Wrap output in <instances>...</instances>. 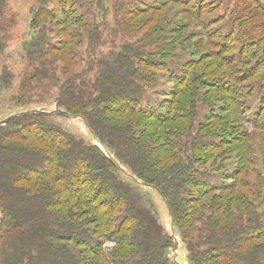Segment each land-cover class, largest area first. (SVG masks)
Wrapping results in <instances>:
<instances>
[{
  "label": "trees",
  "instance_id": "1",
  "mask_svg": "<svg viewBox=\"0 0 264 264\" xmlns=\"http://www.w3.org/2000/svg\"><path fill=\"white\" fill-rule=\"evenodd\" d=\"M36 1L34 26L44 23L43 32L54 21L63 37L56 44L44 33L32 40L28 52L32 58L41 55L36 59L40 66L22 84L23 94L13 98L11 114L37 109L29 107L39 95L37 85L51 81L59 88L55 109L82 116L124 171L96 142L63 132L55 119L75 118L58 116L55 109L17 115L1 125L0 264H179L170 256L175 242L160 223L146 186L133 177L164 198L180 228L188 264H264V193L255 188L260 181L255 169L244 161L242 178L224 176L228 182L219 183L199 169L214 146L184 140L192 122L183 104L174 108L180 115L171 114L170 104L167 113L143 109L141 93L150 85L145 73L155 67L139 61L136 53L135 58L118 54L101 61L93 78L90 65L84 77L58 78L53 71L58 61H64L63 76L80 65L75 49L82 44L80 31L93 38L98 26L88 13H69L68 0ZM56 1L63 3L59 20L51 9ZM5 12L0 0V18ZM11 83L7 72L0 76L1 87ZM108 241L114 245L106 248Z\"/></svg>",
  "mask_w": 264,
  "mask_h": 264
},
{
  "label": "rangeland",
  "instance_id": "2",
  "mask_svg": "<svg viewBox=\"0 0 264 264\" xmlns=\"http://www.w3.org/2000/svg\"><path fill=\"white\" fill-rule=\"evenodd\" d=\"M4 2L0 76L7 72L12 83L0 86V120L16 109L13 98L23 94L22 84L40 66L36 59L41 55L32 58L28 52L32 40L44 33L56 44L63 37L59 34L61 25L54 21L43 32L44 23L34 26L36 0ZM62 5L56 1L51 6L55 20L63 17ZM66 9L72 15L88 13L86 17L96 23L98 30L93 38L80 31L82 44L75 48L81 54L80 65H74L70 74L63 76L64 61H58L53 68L58 78L74 81L76 76L84 77L88 65L95 68L89 74L93 78L101 61L118 54L135 58L136 53L139 61L155 67L144 72L150 85L141 93L143 109L153 107L161 114L167 113L171 105V114L180 115L182 112L174 109L180 108L177 102L186 106L192 128L186 130L184 140L214 146L202 158L209 162L198 168L207 171L215 182H228L224 176L243 177L241 167L248 161L246 166L254 168L260 179L255 188L264 193V0H68ZM50 60L48 57V63ZM32 63L34 67L30 68ZM178 80L182 85H177ZM46 84L48 87L37 85L39 95H34L29 107L55 109L54 97L59 88L51 81ZM126 105L141 106L133 102ZM55 122L63 132L97 143L82 118ZM232 145L240 148L233 150ZM144 188L160 223L179 241L178 250L173 251L174 243L170 256L179 264H188L180 228L174 226L164 198L157 190ZM113 245L108 241L105 246Z\"/></svg>",
  "mask_w": 264,
  "mask_h": 264
},
{
  "label": "water",
  "instance_id": "3",
  "mask_svg": "<svg viewBox=\"0 0 264 264\" xmlns=\"http://www.w3.org/2000/svg\"><path fill=\"white\" fill-rule=\"evenodd\" d=\"M42 112H45V111L44 110H40V109H30V110L21 111V112H19L17 114H13V115H11L9 117H6V118L0 120V126L5 124V123H7V122H9L13 118H15L17 115H30V114L42 113ZM54 114H56L58 116L65 117V118H83L82 116L75 115V114L66 112V111L61 110V109H55L54 110ZM98 143H99L102 151L104 152V154L115 165V167L118 168L121 171H124V168L118 163V161L114 158V156L105 148V146L102 143H100V142H98ZM133 180L135 182H137L138 184H140V185H143V186H146V187H151L150 185H148L147 183H145L142 180H139L136 177H133ZM172 220H173V218H172ZM0 227H1V218H0ZM172 238H173V240L175 242V247H174L173 251H177L178 250V246H179V241H178V239L176 238L175 235H173Z\"/></svg>",
  "mask_w": 264,
  "mask_h": 264
}]
</instances>
